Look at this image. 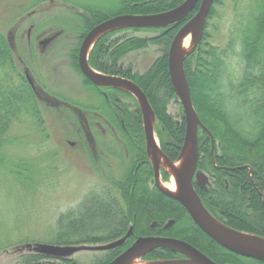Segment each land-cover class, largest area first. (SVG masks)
<instances>
[{
  "label": "trees",
  "instance_id": "obj_1",
  "mask_svg": "<svg viewBox=\"0 0 264 264\" xmlns=\"http://www.w3.org/2000/svg\"><path fill=\"white\" fill-rule=\"evenodd\" d=\"M32 1L31 8L36 12L28 22L33 23L35 18L38 27H43L41 25L46 23L45 18H49L50 13L68 15L76 23L75 38L70 39L68 47L63 50L80 78L79 84L91 100L87 98L86 102L77 103L60 93L51 95L53 92H47L37 83L34 91L25 71L22 72L21 59L14 54L10 42L0 32V168L7 169L16 184L27 188V191L40 185L42 176L47 172L43 169L45 163L12 157L10 150L25 144L27 136L19 134L25 127L35 130L43 141L49 140L45 118L49 110L62 117L69 131L74 136H80L85 145L94 136L93 128L89 129L88 125L94 127L96 122L113 124L120 134H124L123 141L131 155L129 160H125L122 152L120 172L113 173L106 184L100 186L99 193H89L78 209L60 216V230L56 238L49 241L50 244L96 246L122 237L133 227L134 237L126 247L137 237L160 235L189 242L217 264H264L221 247L193 222L178 201L153 186V170L145 155L142 112L136 97L125 90L112 88L110 102H107L98 87L78 67L79 44L94 26L124 14L166 12L185 0H120L115 6L110 5L111 9L84 1L54 0L57 4L49 11L40 7L48 0ZM230 2L235 6L236 15L225 46L215 44L213 35L208 31L210 21L220 17L216 8L223 6L222 0H216L199 46L184 62L194 107L201 122L212 134L211 137L199 130L197 171L215 180L207 191H201L212 198L213 202H208L215 212L220 213L231 228L264 238V0ZM242 4L246 8L255 7L256 13L245 18L246 24L240 30L235 18L241 15L239 6ZM199 5L183 22L167 28L111 31L96 42L89 55V64L94 70L129 79L144 91L156 116L160 147L173 161L181 154L186 121L183 106L171 82L168 53L175 35L196 14ZM41 19L43 23H39ZM138 31L151 35L134 36ZM151 47L159 51V56L144 72L136 70L132 63L123 64V57L130 52ZM46 95L52 97L50 100L57 105L44 102ZM93 110L99 111L100 115L90 114L89 111ZM235 114H239L238 117ZM238 119L244 124L245 131H242ZM215 125L220 127V132L215 131ZM127 130L133 138L125 135ZM89 154L92 156L91 150ZM15 172L19 173L18 177L13 175ZM163 177L168 179L165 173ZM196 189L198 192L199 189ZM226 198H230L232 203L223 202ZM203 203L208 208L206 202ZM243 205L258 211L257 219L254 220L251 215V219H243L231 214L229 207L238 209ZM170 220H174V224L164 229L163 226ZM155 221L160 228L152 230L150 225ZM122 250L93 253L89 262L106 264ZM175 254L167 249H157L144 259L156 260ZM40 258L38 254H31L20 258L19 262L27 264ZM76 264L84 263L78 260Z\"/></svg>",
  "mask_w": 264,
  "mask_h": 264
},
{
  "label": "rangeland",
  "instance_id": "obj_2",
  "mask_svg": "<svg viewBox=\"0 0 264 264\" xmlns=\"http://www.w3.org/2000/svg\"><path fill=\"white\" fill-rule=\"evenodd\" d=\"M76 1L90 2L98 6L105 5L110 8L118 4L120 0ZM222 1L223 6L216 8L220 17L210 21L208 31L213 35L215 44L225 46L233 30V19L236 13L235 6L230 0ZM32 2V0H0V32L10 42L14 54L21 59L22 72L28 70L37 85L47 89V92H53L51 95L60 93L77 103L86 102L87 98L90 101L91 98L80 87V78L63 50L68 47L70 39L75 38L73 32L76 23L68 15L49 13V18H45L46 23L41 25L43 27H38V22L35 18V21L33 19L38 29L33 30L29 38L28 28L31 22H28V14L34 11L31 8ZM255 13V7L246 8L245 4L239 6L241 15L235 18L238 29L242 30L246 24L245 18ZM24 19L26 22L22 23ZM43 21L41 19L39 23ZM59 31H63V34L55 42L45 49L39 46L40 40ZM149 35L151 34L146 31H138L134 36ZM189 37L192 41V36ZM157 56L159 51L151 47L130 52L123 57L125 58L123 64L132 63L136 70L144 72ZM50 99L52 97H47L44 102L56 106L57 103ZM45 118L49 140L43 141L35 130L25 127L19 133L21 136H27L25 144L10 150L12 157L45 163L43 169H47V172L42 176L40 185H35L34 189L27 191V188L16 184L7 169L0 168V264H19L15 260L19 254L35 251V248L40 245L50 244L49 241H53L60 230V216L78 209L89 193L95 192L97 187H102V180L94 170L92 156L89 154L90 150L91 153L93 150L92 143L88 145L82 143V138L74 136L69 131L67 123L54 112L49 110ZM239 122L242 131H245L244 124L240 120ZM214 129L220 132L218 125H215ZM156 139L160 144L157 132ZM178 159L174 162L180 163ZM115 170L118 171V169ZM161 171L162 186L172 184L171 174L165 168ZM164 173L168 176L167 180L163 177ZM13 175L18 177L19 173L15 172ZM223 202L231 204L232 200L226 198ZM229 208L231 214L239 218L251 219V215L255 217L253 218L255 220L259 216L258 211L244 205L238 209L237 207ZM127 245L121 247L120 251ZM93 253L97 252L81 251L74 254L73 258L84 264H90Z\"/></svg>",
  "mask_w": 264,
  "mask_h": 264
},
{
  "label": "water",
  "instance_id": "obj_3",
  "mask_svg": "<svg viewBox=\"0 0 264 264\" xmlns=\"http://www.w3.org/2000/svg\"><path fill=\"white\" fill-rule=\"evenodd\" d=\"M216 0H185L178 7L157 14L134 15L124 14L110 18L94 26L83 38L79 53L78 65L84 76L96 86L117 88L125 90L136 97L142 112L143 127L148 155L153 166L155 181L159 190L166 196L178 201L189 214L193 222L213 241L224 249L237 255L255 259L264 263V238L250 233L238 231L225 226L215 219L204 206L195 185L206 189V175L197 171L199 158V130L211 136L209 130L201 122L194 107L190 86L187 80L184 62L185 59L199 46L206 21ZM200 3L196 14L187 21L175 35L168 53L169 74L174 91L183 106L186 134L181 154L177 162L172 161L162 151L156 140V122L154 110L144 91L133 81L119 77L102 74L94 70L89 64V55L96 42L105 34L124 28L160 29L183 22ZM58 35L46 38L41 45L46 47ZM192 36L191 52L184 53L181 50L182 41ZM33 85V82L30 80ZM212 137V136H211ZM165 159L171 167L177 192L173 193L162 186L161 160ZM172 176V175H171ZM169 221L165 228L174 224ZM133 234L131 227L128 233L120 240L101 246H58L44 244L35 248V252L48 256H71L81 251L101 252L113 250L122 246ZM157 249H167L186 256L180 260H162L152 264H217L207 255L199 251L188 242L171 237L145 236L139 237L126 251L120 254L110 264H130L135 259L143 262V257Z\"/></svg>",
  "mask_w": 264,
  "mask_h": 264
},
{
  "label": "flooded vegetation",
  "instance_id": "obj_4",
  "mask_svg": "<svg viewBox=\"0 0 264 264\" xmlns=\"http://www.w3.org/2000/svg\"><path fill=\"white\" fill-rule=\"evenodd\" d=\"M56 2L54 0H48V2H45L42 4V8H44V10H51V9H54L55 6H56ZM36 11H32L31 13L28 14V19L30 20L31 16H33L35 14ZM26 22V19H24L22 21V23H25ZM37 23H31L29 28H28V35H29V38L31 36V33L33 30H37L38 27H36ZM20 26V25H19ZM19 26L17 27V29L19 28ZM38 26V25H37ZM16 29V31H17ZM60 34V35H59ZM63 34V31H59L49 37H52L54 35H59L57 36V38H55V40H53L51 43H49L46 47L42 46L41 45V41L43 40H40L39 41V46L42 47L43 49L47 48L50 44H52L53 42H55L60 36H62ZM79 35V34H78ZM49 37H46V38H49ZM45 38V39H46ZM83 41V38L81 39V42L79 44V49H80V46H81V43ZM79 49H78V53H79ZM79 67V65H78ZM80 69V68H79ZM81 71V70H80ZM25 74H26V77H27V80L29 81L30 83V80L33 82V85L30 83V85L32 86V88L34 89V91L36 90V86H35V79L32 77V75L29 73L28 70L25 71ZM83 74V73H82ZM84 75V74H83ZM94 84V83H93ZM95 85V84H94ZM96 86V85H95ZM80 87H82L80 85ZM98 87V89L100 90L101 92V95L107 100V102H110V96H109V92L112 90V88H107V87H100V86H96ZM83 88V87H82ZM37 89H39L41 92L42 90L37 87ZM84 89V88H83ZM121 101L123 100L122 98H120ZM138 101V100H137ZM90 114H94V115H97L99 116L100 115V112L99 111H89ZM88 128L89 129H92L93 128V132H94V136H92V139H91V143H92V147H93V150H92V162H93V168L94 170L96 171V173L98 174V176L101 178L102 180V185L106 183L107 180H109L110 176L115 173V174H118L120 171H119V165L121 164V161H120V155L124 154L125 156V160L128 159L129 160V157L131 156L130 155V152H129V149L126 145V143L123 141V136L124 134H120L121 132H118L117 131V128L113 125V124H101L100 122H96L94 124V127H91L88 125ZM125 135L129 136V137H132V133L130 131H126L125 132ZM134 136V135H133ZM133 138V137H132ZM135 138H138V136L135 135ZM145 143H146V139H145ZM145 155L148 157V161L150 162V165L152 167V170H153V166H152V163L150 161V158L148 156V151H147V145H145ZM147 162V161H146ZM115 169H118L115 170ZM162 171H161V177H162ZM153 186L158 188L157 186V183L155 181V174H154V170H153ZM215 182V180L213 178H210L209 176L207 177L206 176V186L207 188L206 189H202L200 188L197 184L195 185L196 188L199 189L198 191V194L200 196V198H202V200L204 202H206V204L208 205V208L207 210L212 214V216L217 219L220 223L224 224L225 226L231 228L227 222L226 219H222V215L220 213H216L214 208H212V206H210L209 202H213L212 201V198H210V196H205V194H203L201 191H207L210 187H212L213 183ZM109 183V182H108ZM99 186V185H98ZM159 189V188H158ZM229 189V187H228ZM101 190V187H97L96 188V193H99V191ZM197 190V189H196ZM200 192V193H199ZM202 201V202H203ZM209 201V202H208ZM204 204V203H203ZM206 207V206H205ZM211 210H210V208ZM219 215H220V218H219ZM171 221V220H170ZM169 222H167L165 225H167ZM165 225L163 226L164 229H168V228H165ZM151 229L152 230H155L157 228H160V224L158 222H153L151 225ZM171 227V226H170ZM169 227V228H170ZM131 228V227H130ZM133 228V227H132ZM233 229V228H232ZM130 230V229H129ZM236 230V229H235ZM240 231V230H238ZM128 233V232H127ZM126 233V234H127ZM126 234H124L122 237L114 240V241H117V240H120L122 239ZM134 235V232L133 234L125 241V243L118 247V248H115L113 250H108V251H115V250H119L121 247H124L125 245L129 244L130 240ZM153 236H160V235H153ZM140 237H145V236H140ZM162 237H165V236H162ZM139 237H137L134 242L138 239ZM172 238V237H171ZM178 239V238H177ZM114 241H111V242H108V243H105V244H98L97 246H101V245H106V244H109V243H112ZM133 242V243H134ZM187 242V241H186ZM132 243V244H133ZM189 243V242H188ZM131 244V245H132ZM190 244V243H189ZM130 245V246H131ZM129 246V247H130ZM193 246V245H192ZM129 247H126L124 250H122V252L116 254L109 262H107L106 264H110L114 259H116L120 254H122L124 251H126ZM195 248H197L196 246H194ZM199 251H201L202 253H204L205 255H207L204 251H202L201 249L197 248ZM107 251V252H108ZM106 251H101V252H97L98 254H102V253H105ZM153 252V251H152ZM151 252V253H152ZM96 253V254H97ZM31 254H38L41 256V258L37 261V262H31V263H27V264H76V262L78 261V259H75L73 258V255L71 256H48V255H43V254H39V253H36L35 251H32V252H27V253H22V254H19L15 260L17 262H19V259L22 258V257H29ZM150 254H147L146 256H148ZM144 256V257H146ZM208 256V255H207ZM143 257V261L144 262H157V261H162V260H180V259H186V256L182 255V254H175L173 255L172 257H168V258H159V259H156V260H146L144 259ZM209 257V256H208ZM210 258V257H209ZM251 259V258H250ZM255 260V259H254ZM19 264H23V263H20ZM25 264V263H24Z\"/></svg>",
  "mask_w": 264,
  "mask_h": 264
},
{
  "label": "bare ground",
  "instance_id": "obj_5",
  "mask_svg": "<svg viewBox=\"0 0 264 264\" xmlns=\"http://www.w3.org/2000/svg\"><path fill=\"white\" fill-rule=\"evenodd\" d=\"M191 37H186L183 41H182V46H181V50L184 53H188L190 52V50L192 49V41L190 39ZM157 140V139H156ZM160 160H161V166L163 168H165L171 175H172V184H169L167 186H164L165 189L176 193L177 192V184L175 182L174 176H173V172L170 166L167 165V163L165 162V159L162 158V156H160ZM180 163L176 164V167L179 166ZM130 264H152V263H148V262H140L138 261V259H135L134 261H132Z\"/></svg>",
  "mask_w": 264,
  "mask_h": 264
}]
</instances>
